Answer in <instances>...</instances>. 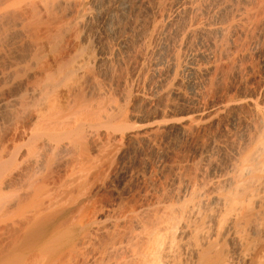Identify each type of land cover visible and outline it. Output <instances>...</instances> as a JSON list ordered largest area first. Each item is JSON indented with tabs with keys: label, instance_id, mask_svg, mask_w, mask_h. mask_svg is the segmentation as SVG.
<instances>
[{
	"label": "bare ground",
	"instance_id": "6f19581e",
	"mask_svg": "<svg viewBox=\"0 0 264 264\" xmlns=\"http://www.w3.org/2000/svg\"><path fill=\"white\" fill-rule=\"evenodd\" d=\"M263 204L264 0H0V264L245 261Z\"/></svg>",
	"mask_w": 264,
	"mask_h": 264
},
{
	"label": "rangeland",
	"instance_id": "374dc122",
	"mask_svg": "<svg viewBox=\"0 0 264 264\" xmlns=\"http://www.w3.org/2000/svg\"><path fill=\"white\" fill-rule=\"evenodd\" d=\"M110 199L109 193L98 196L91 205L89 212L101 210ZM128 206V205H127ZM127 206L123 207L126 208ZM256 217L257 227L254 231L244 233L245 261L237 258L238 249L227 239L220 240L217 244L219 259L226 261L227 264H259L264 257V204L257 209L253 215ZM191 258L184 252L177 251L175 264H192ZM194 264V263H193Z\"/></svg>",
	"mask_w": 264,
	"mask_h": 264
}]
</instances>
